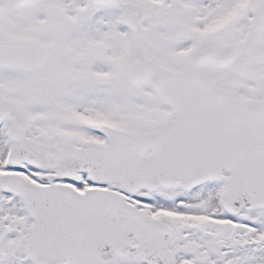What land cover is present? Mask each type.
<instances>
[{
    "label": "snow or ice",
    "instance_id": "6c2138e0",
    "mask_svg": "<svg viewBox=\"0 0 264 264\" xmlns=\"http://www.w3.org/2000/svg\"><path fill=\"white\" fill-rule=\"evenodd\" d=\"M0 264H264V0H0Z\"/></svg>",
    "mask_w": 264,
    "mask_h": 264
}]
</instances>
